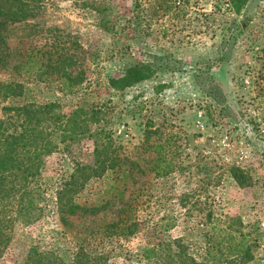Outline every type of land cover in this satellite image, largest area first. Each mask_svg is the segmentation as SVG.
Returning a JSON list of instances; mask_svg holds the SVG:
<instances>
[{"label":"rangeland","instance_id":"374dc122","mask_svg":"<svg viewBox=\"0 0 264 264\" xmlns=\"http://www.w3.org/2000/svg\"><path fill=\"white\" fill-rule=\"evenodd\" d=\"M89 1L100 11L81 0H44L42 13L24 22H2L0 29L12 49L11 65L33 48L49 51L53 59L56 52L66 53L77 61L68 68L76 77L84 54H91L81 89L61 91L56 72L46 81L22 77L25 101L61 103L65 114L72 105H102L118 158L147 165L156 158L152 133H162L163 156L174 172L154 178L155 170L148 169L129 187L145 186L144 226L139 236L113 246L109 263L146 264L136 257L138 248L156 241L174 246L178 240L200 259V227L211 210L223 228L231 222L246 235L250 253L241 264H264V0H249L240 14L230 0ZM92 54L98 55V65L92 64ZM39 57L46 62L48 55ZM135 62L153 65L152 76L123 91L110 88L108 79ZM7 69L0 70L1 83L10 79ZM159 84L169 87L157 92ZM22 101L0 102V111ZM93 160V141L87 138L47 157L43 183L53 211L33 225H16L0 264H24L34 245H54L69 255L75 251L58 223L54 192L75 163ZM232 167L242 171L241 185ZM98 189L99 181L90 183L80 202L90 201ZM166 223L173 228L160 232L158 226Z\"/></svg>","mask_w":264,"mask_h":264},{"label":"trees","instance_id":"16d2710c","mask_svg":"<svg viewBox=\"0 0 264 264\" xmlns=\"http://www.w3.org/2000/svg\"><path fill=\"white\" fill-rule=\"evenodd\" d=\"M43 1L0 0V23L34 18L36 14L33 13L43 12ZM81 1L86 8L96 13L100 11L89 0ZM230 1L234 13L240 14L249 0ZM10 50L0 29V70L5 67L10 72V79L6 83L0 82V102L23 99L16 105H2L0 111V260L12 241L16 225H33L51 213L43 183L47 157L59 147L67 149L87 138L93 141V163H75L73 172L62 179L54 192L58 223L74 243L75 251L69 255L54 245H34L24 264H110L109 259L116 249L113 246L139 236L145 222L140 216L147 196L145 186L140 182L134 189L129 190V187L136 186L138 178L146 176L148 169L155 170L154 178L174 172L169 160L163 156L162 133H152L157 137L154 146H150L155 149L153 164L152 161L147 165L144 160L118 158L102 105H72L70 112L65 114L66 107L61 103L36 104L24 100L26 88L20 80L22 77L46 81L50 73L56 72L61 91L71 94L81 89L91 54H84L79 75L72 77L68 68L77 61L71 54L56 52L53 59L49 51L33 48L24 54L21 63L11 65ZM39 55H48L47 61H41ZM92 56V64L98 65V55ZM154 71L149 63L135 62L120 77L109 78L108 84L110 88L123 91L149 79ZM168 87L159 84L155 88L159 92ZM174 136H169V143ZM149 138L150 134L146 132L144 142L148 143ZM141 149L145 150L143 146ZM230 172L241 185L242 171L232 167ZM94 181H99L98 191L90 201L80 202L81 194ZM206 219L200 227L204 252L200 259L188 253L179 240L174 246L161 241L145 243L136 250V257L146 264H241L248 258L249 245L242 231L233 230L231 222L223 228L222 219L211 210ZM236 220V225L241 226ZM171 228L170 223L158 226L160 232ZM109 246L110 250L107 249Z\"/></svg>","mask_w":264,"mask_h":264}]
</instances>
